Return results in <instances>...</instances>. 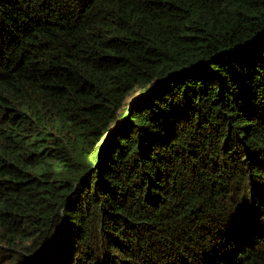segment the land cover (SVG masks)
Returning a JSON list of instances; mask_svg holds the SVG:
<instances>
[{"label": "trees", "instance_id": "16d2710c", "mask_svg": "<svg viewBox=\"0 0 264 264\" xmlns=\"http://www.w3.org/2000/svg\"><path fill=\"white\" fill-rule=\"evenodd\" d=\"M0 264H264V0H0Z\"/></svg>", "mask_w": 264, "mask_h": 264}, {"label": "rangeland", "instance_id": "374dc122", "mask_svg": "<svg viewBox=\"0 0 264 264\" xmlns=\"http://www.w3.org/2000/svg\"><path fill=\"white\" fill-rule=\"evenodd\" d=\"M136 93H137V91L133 92L131 96H133V94H136ZM126 102H129V99Z\"/></svg>", "mask_w": 264, "mask_h": 264}, {"label": "flooded vegetation", "instance_id": "af4514ba", "mask_svg": "<svg viewBox=\"0 0 264 264\" xmlns=\"http://www.w3.org/2000/svg\"><path fill=\"white\" fill-rule=\"evenodd\" d=\"M94 135H96V133H95ZM90 141H91V140H90ZM82 148H83V146H82ZM84 148H85V147H84ZM82 150H83V149H82ZM82 150H81V151H82ZM81 151H80V152H81ZM73 159H75V158H73Z\"/></svg>", "mask_w": 264, "mask_h": 264}, {"label": "water", "instance_id": "95a60500", "mask_svg": "<svg viewBox=\"0 0 264 264\" xmlns=\"http://www.w3.org/2000/svg\"><path fill=\"white\" fill-rule=\"evenodd\" d=\"M90 136H91V135H88V136L86 137V139L89 138Z\"/></svg>", "mask_w": 264, "mask_h": 264}]
</instances>
